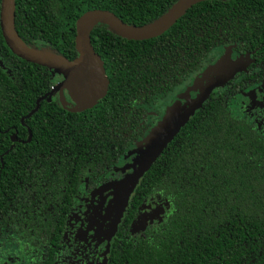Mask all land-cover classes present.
<instances>
[{
  "label": "trees",
  "instance_id": "16d2710c",
  "mask_svg": "<svg viewBox=\"0 0 264 264\" xmlns=\"http://www.w3.org/2000/svg\"><path fill=\"white\" fill-rule=\"evenodd\" d=\"M176 1L15 0L14 26L26 46L72 61L84 13L109 11L141 27ZM90 42L107 89L93 106L72 110L44 97L62 76L15 56L0 31V235L18 237L32 264H55L80 186L90 192L111 180L104 176L155 123L147 108L226 47L246 68L209 94L140 179L105 264H264V122L234 109L264 82V0L203 1L141 41L97 24ZM152 196L163 200L162 216L132 232Z\"/></svg>",
  "mask_w": 264,
  "mask_h": 264
},
{
  "label": "water",
  "instance_id": "95a60500",
  "mask_svg": "<svg viewBox=\"0 0 264 264\" xmlns=\"http://www.w3.org/2000/svg\"><path fill=\"white\" fill-rule=\"evenodd\" d=\"M203 1L207 0H177L162 17L141 27L129 26L109 11L98 9L88 11L79 17L75 25L77 57L72 61L34 50L19 39L14 26L15 0H0V31L5 45L15 56L28 63L53 70L64 77L65 82L60 87L69 90L82 110L96 104L107 89L103 64L90 42V32L95 25L105 24L117 35L129 40H147L166 32L188 9ZM216 70V73L205 82L195 83L196 94L193 98L187 99L183 107L173 104L166 109L162 119L143 138L142 149L130 164L131 172L97 190H109L119 201L109 228L108 240L115 232L128 200L143 175L200 109L209 94L225 86L243 70V67L227 59L218 63ZM56 89L57 87L53 88L44 97L52 95Z\"/></svg>",
  "mask_w": 264,
  "mask_h": 264
},
{
  "label": "rangeland",
  "instance_id": "374dc122",
  "mask_svg": "<svg viewBox=\"0 0 264 264\" xmlns=\"http://www.w3.org/2000/svg\"><path fill=\"white\" fill-rule=\"evenodd\" d=\"M228 58L233 59V61L239 65L246 66L248 63L247 59L235 56L229 48L223 47L215 50L211 53L208 60H206L201 71L192 76L166 99L160 100L156 105L147 108L148 121L151 119L156 121V118H160L158 116L161 114L163 115L165 113L164 110L170 105L176 104L177 106L183 107L185 100L195 96V83L203 82L207 77L216 73L218 63ZM61 78L62 83L57 84V81H55L54 88L57 87V89L52 92V95L59 97L60 102L65 107L72 110H78L80 108L78 101L73 98L74 96L71 95L67 88L60 87L65 82L64 77ZM61 78L59 77V79ZM249 94L250 93L247 92L243 97H240L236 101L234 109L249 115V117L257 123L264 122V106L258 107L261 113L257 114L254 108L251 107L252 100L250 99ZM262 95L263 94L257 95L256 98L258 99ZM141 149L142 141L135 143L131 147L129 153L125 157H122L117 168L112 169L107 175L116 174L117 172L124 170V165L128 162L130 163L131 159L136 157ZM76 199L74 214L70 219L71 227L68 228L67 235L69 245L71 246L69 254V256H71L70 259L72 260V264H86L88 262L89 264H99L105 246L104 237L107 234L106 230L112 221L119 201L118 199H115L112 201V204L108 205L105 201H101L100 199L95 198L94 200H90L84 185H81L80 192ZM163 204V200L156 196L150 197L144 203L139 213V222L137 223L139 231L142 232V230L149 224L152 225L157 223L160 216H162L163 208L166 207L165 205L163 207ZM76 249L77 254L73 255V253H76ZM86 254H88V256ZM29 260L30 258L27 257L25 263H28ZM1 261L2 260H0V262ZM61 264L67 263L64 262Z\"/></svg>",
  "mask_w": 264,
  "mask_h": 264
},
{
  "label": "flooded vegetation",
  "instance_id": "af4514ba",
  "mask_svg": "<svg viewBox=\"0 0 264 264\" xmlns=\"http://www.w3.org/2000/svg\"><path fill=\"white\" fill-rule=\"evenodd\" d=\"M223 48V47H222ZM218 49H220V48H218ZM215 50H217V49H215ZM215 50H213L212 52H214ZM211 52V53H212ZM211 53L209 54V56L207 57V59L206 60H208V58L210 57V55H211ZM234 53V52H233ZM235 54V53H234ZM235 56H238V55H236L235 54ZM219 57V56H218ZM239 58H242V57H240V56H238ZM230 61H232V62H234L233 61V59H231V58H228ZM227 60V59H226ZM225 60V61H226ZM242 67H243V69H245L246 68V66H243V65H241ZM240 73V72H239ZM238 73V74H239ZM215 74V73H214ZM213 74V75H214ZM238 74H236V76L238 75ZM212 75V76H213ZM212 76H210V77H212ZM235 76V77H236ZM210 77H207L206 79H209ZM206 81V80H205ZM204 81V82H205ZM224 87V86H223ZM250 94H249V97H250V99L252 100L251 101V107L252 108H254V110L256 111V113L257 114H260L261 113V111H260V109L258 108V107H261V106H264V82L263 83H261V84H259L257 87H255V88H252V89H250L249 91H248ZM261 94H263L262 96H260L258 99L256 98V96L257 95H261ZM243 97V96H242ZM193 98V97H192ZM186 101V100H185ZM185 103V102H184ZM184 103H183V105H184ZM167 109V108H166ZM166 109H165V111H166ZM164 111V112H165ZM165 114V113H164ZM163 114V115H164ZM163 115L161 114L160 116H158V117H160V118H156V121H155V123H154V125L151 127H149L148 129H147V132H145V134L142 136V137H140L139 139H137L129 148H128V150H127V152L122 156V157H125L128 153H129V151H130V149H131V147L135 144V143H137V142H139V141H143V138L145 137V135H147V133L162 119V117H163ZM147 116V115H146ZM122 157L120 158V160L118 161V163L122 160ZM134 158L135 157H133L132 159H131V161H130V163L128 162L126 165H124V170H122V171H120V172H117L116 174H111V175H107L112 169H114V168H117V166H118V163L114 166V167H112L109 171H108V173L104 176L105 178H112L111 180H109V181H107V182H105V183H102V184H99L96 188H94L93 190H91L90 192L89 191H87L86 190V188H85V184H82V185H84V188H85V190L88 192V195H89V199L90 200H94L95 198L96 199H100L101 201H105L106 202V204H112V201L113 200H115V198L111 195V192L109 191V190H107V191H97L98 189H100L101 187H103L104 185H106V184H108V183H112V182H114V181H117V180H120V179H122L123 177H125V175L126 174H128V173H130L131 172V168H130V164L133 162V160H134ZM122 172V173H121ZM81 187V186H80ZM79 192H80V190H79ZM78 197V196H77ZM107 199V200H106ZM76 201H77V199H75V203H74V205H73V207H72V209H71V212H70V214H69V216H68V219H67V223H66V225H67V228H66V231H65V233H64V244H65V254L64 255H61V256H58L57 257V260H56V262H55V264H61V263H67V264H72V260L70 259V257L71 256H69V254H70V245H69V240L67 239V235H68V228L69 227H71V224H70V219H71V217L73 216V212H74V209H75V206H76ZM129 201V200H128ZM127 205H128V203H127ZM127 207V206H126ZM96 208H98V207H96ZM126 209V208H125ZM124 212H125V210H124ZM124 212H123V215H124ZM163 213V212H162ZM115 215V214H114ZM123 215H122V217H123ZM122 217H121V219H122ZM113 219H114V216H113V218H112V221H113ZM121 219H120V221H119V223L117 224V228H118V226H119V224H120V222H121ZM112 221H111V223H112ZM139 222V217H137L136 218V220H135V227H133V225H132V227H131V231L132 232H135V230H137V229H139L138 227H137V223ZM111 223H110V225H111ZM110 225H109V227H108V229L106 230L107 231V234H106V236L104 237V241H105V246H104V250H103V253H102V256H101V260H100V262H99V264H105L106 263V259H107V256H108V253H109V249H110V247H111V241H112V239H113V236H114V234L116 233V231H117V228H116V230H115V232L112 234V236L109 238V240H108V232H109V228H110ZM149 225H151V224H149ZM148 225V226H149ZM34 248V247H33ZM34 251H33V253L34 254H36V249L34 248L33 249ZM45 250H47V247H46V245H43V247H42V250L40 251V257L41 258H43V253L45 252ZM59 252V251H58ZM91 253V252H90ZM38 254V253H37ZM75 254H77V249H76V253H73V255H75ZM87 256H88V254H86ZM39 256H37V257H39ZM30 258L29 257V254L28 253H26V252H24V249H23V247H22V245L19 243V239H18V237H15L14 235H11V233H10V231H8V230H3L2 231V233H1V235H0V260H2L1 262H0V264H32V260L30 259L29 261H28V263H25V259L26 258ZM87 261H88V259H87ZM80 264V263H79ZM86 264H89V262L88 263H86Z\"/></svg>",
  "mask_w": 264,
  "mask_h": 264
}]
</instances>
